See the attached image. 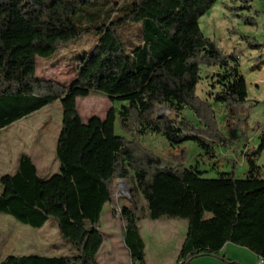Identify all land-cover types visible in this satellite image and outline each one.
Returning <instances> with one entry per match:
<instances>
[{
    "label": "trees",
    "instance_id": "obj_1",
    "mask_svg": "<svg viewBox=\"0 0 264 264\" xmlns=\"http://www.w3.org/2000/svg\"><path fill=\"white\" fill-rule=\"evenodd\" d=\"M217 1L132 0L118 8L107 0H0V131L57 100L62 107L56 144L59 172L42 178L33 158L22 153L17 172L0 177V213L34 228L53 218L62 238L78 252L11 254L0 264H100L103 235L98 225L105 205L113 200L116 178L131 180L146 201V217L187 220L178 264H191L200 256L220 257L228 243L264 260V178L256 163L264 135L258 150L245 155L246 177L236 176L235 164L229 172L206 177L203 170L179 163V158L169 161L139 140L148 131L172 128L170 118L154 117L161 104L178 115L184 109L193 112L197 124L186 118L180 124L185 132L211 142L204 148L209 159L217 156L214 145H231L213 106L197 93L204 67L223 70L220 89L208 95L225 104V128L243 123L240 113L248 88L239 52H224L200 27L201 17ZM103 8L108 14L101 17ZM116 9L121 12L113 15ZM127 23L142 24V41L131 52L119 32ZM245 23L253 24L250 18ZM91 33L97 39L78 59L79 87L125 103L109 108L104 118L92 116L84 122L70 86L38 78L36 64L37 57L50 59ZM248 46L263 49L264 43ZM116 120L131 139L116 134ZM182 152L185 162L187 150ZM120 216L131 260L146 264L138 226L143 217L125 206Z\"/></svg>",
    "mask_w": 264,
    "mask_h": 264
},
{
    "label": "rangeland",
    "instance_id": "obj_2",
    "mask_svg": "<svg viewBox=\"0 0 264 264\" xmlns=\"http://www.w3.org/2000/svg\"><path fill=\"white\" fill-rule=\"evenodd\" d=\"M107 1L119 8L123 4L125 6L131 4L132 0ZM245 5H249L250 8H243ZM106 11L107 8L100 10L101 17L108 14ZM120 12L116 9L113 15ZM246 18H250L253 24L245 23ZM141 25V23H127L119 28L129 52L142 41ZM200 27L204 34L215 40L224 52L230 53L234 50L239 52L240 71L246 79L248 88V100L240 113L243 123L231 129L225 128L227 114L225 104L215 102L208 95L209 91L220 89L218 75L223 70L204 67L197 93L213 106L217 122L224 134L231 139V145H214L217 156L209 159L204 154V148L211 142L205 137L185 132L180 124L182 118L197 124L198 119L193 112L184 109L178 115L174 110L161 104L156 106L154 117L159 118L160 114L162 115L160 118H170L172 128L165 133L148 131L140 136L139 140L145 148L169 161L179 158V163L203 170L206 177L214 178L220 172H229L233 170L234 164L236 176L243 177L247 175L248 169L244 156L247 154L250 156L258 150L264 135V48L252 49L248 46V42L264 43V0H218L201 17ZM96 39L97 36L91 33L77 42L66 45L50 59L37 57V77L56 80L70 86L77 97L78 110L84 122L92 116L104 118L109 108L119 109L125 103L112 102L104 93L79 87L76 78L78 59L84 52L91 50ZM235 122L236 120H232V124ZM61 126L62 107L57 100L2 129L0 177L14 174V167L19 163L22 153H27L33 158L42 178L58 173L60 163L56 155V144ZM115 132L129 139L133 137L121 130L117 120ZM182 148L187 150L185 162L182 161ZM256 163L264 171V149L256 157ZM112 194L113 200L105 205L99 222V229L104 238L97 256L99 262L138 264L131 260L124 242L125 221L120 215L122 207L125 206L143 217L140 224L148 227L144 231L148 246V264H178L176 252L182 242L179 236L182 229L187 227V220L164 216L160 219V223L153 224L154 220L146 217L148 213L146 201L135 190L131 180L116 178L112 183ZM160 224H164L167 229L159 233L155 228ZM77 253L76 248L62 238L55 219L50 218L43 227L34 228L17 221L11 215L0 213L1 260L11 254L61 256ZM220 255V257L200 256L192 260L191 264H264L253 251L233 243L226 244Z\"/></svg>",
    "mask_w": 264,
    "mask_h": 264
},
{
    "label": "crops",
    "instance_id": "obj_3",
    "mask_svg": "<svg viewBox=\"0 0 264 264\" xmlns=\"http://www.w3.org/2000/svg\"><path fill=\"white\" fill-rule=\"evenodd\" d=\"M242 156H244V154L242 155ZM245 157V156H244ZM245 159V158H244ZM258 165V164H257ZM18 167H19V163L18 164H16L15 165V167H14V169H15V172L14 173H16L17 172V170H18ZM261 167V166H260ZM246 170V169H245ZM260 175L262 176V178H264V171L262 170V168H261V170H260ZM243 177H246V175L245 176H243ZM145 218V217H144ZM162 218V217H161ZM161 218H159V219H156V220H154V222H153V224H156V223H160V219ZM114 219V218H113ZM141 220V219H140ZM140 220L138 221V226H139V230H140V233H141V235H142V237H143V239H144V242H145V261H146V264H148V259H147V257H148V246H147V241H146V238H145V235H144V231H145V229H148V227L145 225V226H142L141 224H140ZM167 225V224H166ZM153 226H151V229H153L152 228ZM187 228H188V225H187V227H184L183 229H182V232L180 233V236H179V238H180V241H182L181 242V246H180V248L178 249V251L176 252L177 254H176V258H178V255H179V252H180V250H181V247H182V244H183V242H184V239H185V237H186V233H187ZM98 229H99V225H98ZM165 229H167L166 228V226L164 225V224H160L159 226H158V228H155V230L156 231H162V230H165ZM100 230V229H99ZM159 232V233H160ZM103 235V234H102ZM103 242H104V238H103ZM127 247V246H126ZM101 249V248H100ZM128 249V248H127ZM100 251V250H99ZM129 251V250H128ZM98 254H99V252H98ZM98 254H97V256H98ZM129 254H130V252H129ZM97 259H98V257H97ZM260 260H262L261 258H260ZM99 261V260H98ZM264 262V261H263ZM101 264V263H100Z\"/></svg>",
    "mask_w": 264,
    "mask_h": 264
},
{
    "label": "built area",
    "instance_id": "obj_4",
    "mask_svg": "<svg viewBox=\"0 0 264 264\" xmlns=\"http://www.w3.org/2000/svg\"><path fill=\"white\" fill-rule=\"evenodd\" d=\"M122 180V179H121ZM121 183H124V181H120ZM264 260H261V262H263Z\"/></svg>",
    "mask_w": 264,
    "mask_h": 264
},
{
    "label": "water",
    "instance_id": "obj_5",
    "mask_svg": "<svg viewBox=\"0 0 264 264\" xmlns=\"http://www.w3.org/2000/svg\"><path fill=\"white\" fill-rule=\"evenodd\" d=\"M158 117L160 118V117H162V115L159 114Z\"/></svg>",
    "mask_w": 264,
    "mask_h": 264
}]
</instances>
